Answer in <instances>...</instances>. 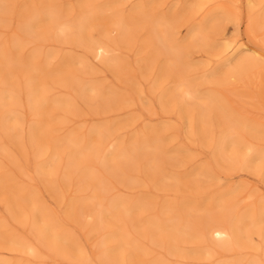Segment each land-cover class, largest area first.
I'll list each match as a JSON object with an SVG mask.
<instances>
[{
  "label": "rangeland",
  "instance_id": "rangeland-1",
  "mask_svg": "<svg viewBox=\"0 0 264 264\" xmlns=\"http://www.w3.org/2000/svg\"><path fill=\"white\" fill-rule=\"evenodd\" d=\"M30 1L32 0H0V44L17 42L23 46L22 54L25 53L27 57L35 50L41 53V59L44 60L53 54L49 59L50 68L57 72L62 67V72H54L44 80L49 89L50 100H67L71 104L68 109L61 107L54 111L58 127L55 135L62 138L77 131V136L86 138L93 129L121 124L113 131V136L110 132L105 135L111 136L109 142L113 137L115 143L118 142L124 151L129 152L135 141H143L142 136L147 135L145 133H149L148 130L161 129L162 143L158 164L164 175L148 172L146 161L149 153L146 151L141 154L138 151L133 154L132 162L135 165L127 169L129 178L134 179H112L115 181L111 186H117L116 189L102 192L104 205L119 198L147 204L146 208L140 210V222L131 225L132 228L128 230L132 243L139 249L149 251L150 254L143 255V258L149 262L154 259L164 260L169 264H226L227 261L234 262L240 258L258 256L256 248H250L252 251L249 248L244 249L245 251L238 254L216 251V257H211L210 261L207 254L198 255L196 252H205L212 241L192 238L191 241L182 243L181 252L188 256L183 258L185 255L179 253L183 256L180 258L168 253L166 240L162 243L158 237L143 234L142 229L144 221L157 219L165 204H174L171 213L174 219L199 216L196 209L209 204L213 205L210 209L214 213L217 208L215 201L220 196L228 201L229 205L235 203L234 214L237 217L249 211L255 214L263 211L264 165L261 160L257 159L250 168L240 166L232 170V166L225 161L213 163V147L217 146L219 131L223 127L217 125V115L212 114L210 135H202L196 112L199 97L223 95L225 106L236 107L252 122L251 126L261 129L260 133L254 136L241 128L239 137L259 154H264V92L248 88L247 93L242 94L245 100L242 102L232 90L236 83L235 78L228 77L238 56L261 58V55H264V23H258L259 19H264V0H254L252 5L247 0H51L50 7L55 5V10L49 7L46 11H57L58 15L63 11L65 13L60 16H65L64 19L68 16L66 19L71 21L82 17L87 11H98L99 23L92 25L93 28L88 34L90 36L86 38L89 41L81 42L63 37L37 40L34 36H39L40 32L43 33V28L49 29L52 25L48 24L49 16L45 10L37 20L39 25L29 20L24 10L31 4ZM44 1L33 0V7L42 9ZM143 11H148L149 15L145 23L141 20ZM131 13L138 17L137 26L139 22L140 25L130 33L133 39L125 42L118 22L123 17H129ZM153 17L167 18L164 26L166 38L193 42L188 47L184 46L181 60L182 75L192 83L191 92L173 98L168 111H165L161 104L164 102V88H175L174 73L162 78L161 67L166 63V55L161 54L150 67L146 62L149 50L143 49V41L152 37V24L149 20ZM22 20L35 27H32L31 31L20 28ZM33 31L34 35L31 34ZM94 41L105 43L108 51L98 54L93 48ZM68 56L70 59L67 63ZM111 57L119 58L122 68L118 63L108 62L107 59ZM117 64L120 67L116 66ZM116 67H119L117 69H121V72L116 74ZM72 73L78 78L81 77V85L97 84L103 93H111L114 97L105 103L107 100L96 98L89 90L80 91L70 79ZM5 74L6 70L0 65V77ZM13 79H20L19 72L15 73ZM231 81H234L233 84H229ZM157 82L161 83V87L155 85ZM21 92L23 94L19 95L21 102L17 105L16 120L10 116L6 119L7 125L17 122L18 128L8 131L3 126L5 118H0V145L6 148V151L0 149V168L6 173L7 184L13 190L12 193L8 189L0 190V259L10 264H103L101 260H106L104 248L119 246L120 243L114 240L99 248H95V245L105 243L115 226L104 227L102 232L97 233L89 230L98 220L100 206L95 210L79 206L73 215L67 213L68 203L73 198H79L83 203L91 196V190L80 186L77 172L71 175V187L68 188L64 171L69 158L64 148L60 149L61 154L55 158L58 169L52 181L39 172V166L47 162L45 159L48 157L45 156H50L51 153L39 157L35 146L31 147V129L39 119L30 116L27 91L21 89ZM185 108H189L191 112L193 119L190 121L189 112L186 111V114ZM188 132L195 136H190ZM17 136L22 145L14 139ZM114 149L115 145L109 144L107 152L112 153ZM20 172L34 173L35 178L30 179ZM54 189L60 192L61 198L55 195ZM17 191L33 192L36 203L43 207L58 229L71 240L72 246H65L60 251V248L55 249L51 244L39 240L28 207L25 214L10 211L8 197ZM221 219L228 220L227 217ZM189 228L193 229L194 225L191 224ZM10 238L32 246L40 255L36 257L27 248L11 243L8 241ZM159 244L164 248L159 247ZM252 246L264 251V236L255 233ZM128 253L129 250L124 251L126 259ZM218 257H223V262H217ZM106 261L113 264L112 261Z\"/></svg>",
  "mask_w": 264,
  "mask_h": 264
},
{
  "label": "bare ground",
  "instance_id": "bare-ground-1",
  "mask_svg": "<svg viewBox=\"0 0 264 264\" xmlns=\"http://www.w3.org/2000/svg\"><path fill=\"white\" fill-rule=\"evenodd\" d=\"M32 1H30L31 4L33 3ZM247 1L250 5L254 3V0ZM31 4L29 3L28 7L24 10L26 11L24 13L29 16V20L39 25L37 20L43 15V10H45L49 16V20L47 19L49 21L48 24L49 26L52 25L49 27V29L47 27L42 29L43 33H40L43 35L38 32L39 36H37L36 33V36L34 37H37V40H47L51 37L56 39L63 37L74 39L76 42H81V40L89 41L86 38L87 36H90L88 34L91 31V28H93L92 25H96L100 21V15L98 14V11H87V13L82 17L80 16L77 20L71 21L66 19L68 16L65 19V16L63 18L61 17L63 16V11H58L59 13L62 12L60 14L61 16L56 13L57 11H46L51 6V0H45L44 7L39 10L33 7L34 5ZM54 6L52 5L53 9L55 8ZM1 7L2 4H0V8ZM52 7H50V9H52ZM67 12L70 11L67 10ZM128 16L129 17H121L122 19L118 22V24H120V30L123 33L122 39L125 42H130L131 39H133V36L130 33L132 30H135L134 28H138L140 25L139 22L137 26V22L139 20L138 17L134 15V13H131ZM148 17V11H143L141 16L142 22H147V19H149ZM154 18L155 17L152 19L153 21L149 20V23L152 24V37L143 41V49L149 50V54L147 55L148 59L146 62L148 63L147 65H150V67L161 56V54L166 55V63L163 65V67H161L162 78H165L170 73H174L176 78L175 88H164V102L161 104L163 109L168 111V109L171 108H168V106L169 104H172L171 102L173 101V98L179 95H188L191 92L190 88L192 83L188 78L182 75L181 66L183 63L181 64V60L183 59L184 46L188 47L193 42H189V40L186 42L180 40L177 41L176 39L170 40L166 38L164 34V26L167 23V18H155V20ZM23 20L19 24L20 28L30 30L33 26L29 22ZM47 20L46 22H48ZM258 23L263 25L262 23H264V19H259ZM46 31L49 35L46 34ZM32 33L34 35L35 31L31 32V34ZM44 33L48 37H46ZM94 42L95 45L93 48L98 54L108 51V46L105 43L96 41ZM187 43L188 45H185ZM20 45L21 44L17 42L12 44L9 42H4L3 45H1L2 47H0V65H2L6 70V74L0 77V118H5L3 125L4 128L8 129V131H13L18 128L17 122L13 123L12 125H7L6 119L10 116L16 120L15 114L17 111V105H19L21 102L19 95L23 94L21 89H23V91H27L26 96L28 95L27 101L28 107L30 109V116H34L39 119L31 129L32 141L30 142L31 144L33 142L31 147L33 145L35 146L39 157L44 156L49 152L51 153L50 156H45L48 157L45 159L47 162L39 166V172L42 173L47 180L52 181L56 176V171L58 169L55 165V158L61 154L60 149H66L69 160L68 164L65 165L64 172L67 175V180L65 183H71V180H69L70 177H72L71 175L77 172L80 178V186L90 189V192L92 193L91 196L84 200L83 203H81L82 201L79 200V198H73L68 203L69 209L67 213H70V216L73 215L75 209L79 206L91 207L94 210L100 206L98 210V220L91 226V228H89V230L97 233L102 232L104 227L115 226L113 232L107 238L105 243L99 244L100 246L95 245V248H99L103 245H106L107 242L116 240L119 241V246L116 245L104 248L105 259L112 261L113 264H169L167 261L159 259H154L151 262L145 260L143 255H149V251L136 247L132 243V239L128 234L130 228H132L130 226L140 222V210L146 208L147 204L145 202L142 203L136 200L133 202L119 198L117 200L111 201L107 205H104V196L102 195V192L107 193L112 189H116L115 187L117 186H111L114 185L115 181L112 179L117 178L124 181H131V179H134V177L131 179L129 178L127 169L132 168L135 165L132 162L134 157L133 154H136L138 151L141 154H145L146 151L149 153L148 159L146 161V168L148 172L153 171L159 174V176L164 175L163 170L158 164L160 159L159 149L162 143L161 129L158 130L152 128L151 130H148V132H150L145 133L147 135L142 136L143 141L141 143L135 141L132 144V147H130L129 152L124 151L121 144L118 142L115 143V139L113 137L111 138V142H109L110 137L114 135L113 131L118 129L121 124H114L104 128L93 129L86 138L77 136V131L73 132L72 135L67 137L65 136L59 138L54 134V132L58 130L57 124L55 122L57 118L54 117V111L56 108L61 107L68 109L70 108L71 104H69L67 100H50L48 95L49 89L47 88L46 82L44 80L46 77L54 74L55 72H53L49 65V59L53 54H50L49 59L46 57L44 60L41 59V53H38V50H35L33 54L29 52L32 55L27 57L25 53L22 54L23 46L21 47ZM228 47L229 45L226 46V48ZM69 59V56L66 57L67 63ZM107 60L108 62H113L114 64L118 63L120 66L122 65V61L119 58L111 57ZM118 64L116 66H119ZM119 67H116V69L114 68L115 73L121 72V69H117ZM59 69V71L57 70L55 73L63 71L62 67ZM18 72L20 74V79H13L15 73ZM230 76L231 78H235L236 81L234 87H232V90L243 100L242 102H245L243 98L244 96L242 94L247 93L246 91L248 88L252 87L257 92H264V55H261V58L257 56H238L236 63H234L229 72L228 77ZM70 79H72V83H75L80 91L89 90L94 94V96H96V98L99 97L101 100H107L105 103L110 102V100L114 97L111 95V93H103V90L97 84L91 83L88 85H81V77L78 78L75 73H72ZM233 82L234 81H231L229 84H233ZM155 85L161 87V83L159 82H157ZM222 97L223 95L219 96L216 94H214V96L199 97L196 112L197 119L199 121V130L202 132V135H210L209 132L211 131L210 129L212 127V114L217 115V125L219 127H223L222 130L219 131L217 146L215 148L213 147V163L225 161L228 165L232 166L231 170L234 167L240 166L242 168H250L254 162L256 163L257 159H260L264 165V154H259L256 150L252 149L247 142L239 137V129L241 128L246 129L249 134L254 136L260 133V128L257 129L254 126H251L250 123L252 122H249L245 115H243L242 112H239L236 107L233 106V108H230L225 106ZM184 111L189 112V108H185ZM186 114L188 113L186 112ZM190 114L191 112L188 114L189 121L193 119ZM107 133H109L111 136H106L105 134ZM261 133L263 134L262 131ZM189 134L190 136L194 135L193 133V135H191V133ZM14 139L18 140V136L16 138L14 137ZM18 143L20 144L21 142L19 141ZM109 144L115 145V149L112 153L107 152ZM0 149L6 151V148L3 147V145H0ZM26 158L28 159L27 156ZM121 158L123 161H120ZM95 163L97 166H95ZM217 165L219 166V164ZM136 167L138 169V166ZM20 174L27 175L30 177V179L35 178L34 173L27 174L26 172H20ZM143 184H145V181ZM155 185L156 184H153V186ZM67 186L70 188L71 184ZM7 189L12 193L13 190L11 186L7 184L6 173L1 171L0 168V190L7 191ZM79 190L81 191V188H79ZM54 191L56 196L61 195L57 189H54ZM59 198H61V196ZM215 204L217 208L215 209L216 211L214 210V213H212V210L210 209L213 206L211 204L207 206H199L196 209V213H199L197 215L201 216V218L196 216L198 219H196V217L191 218L190 216L182 217V219H174L171 215L174 204H171L170 206L165 204L162 207L161 213L158 214L157 219H147L144 221L142 232L147 236L160 238L162 243L164 240H166L169 249L168 253L180 258H182L184 255L185 256L183 258H187L188 256L187 254L181 252V249L183 251L182 243L189 242L192 238H196L201 241H212L207 249H205V252H196L198 255H203V253L207 254L210 257V261L212 260L211 257H216V251L219 253L228 252L232 254H238L245 251L244 249L256 248L258 256L244 257L234 262L227 261L226 264H264V251L252 246L253 235L255 233L264 236V209L259 214L249 211L244 215L237 217L234 214L235 203L229 205L228 201L220 196L216 199ZM8 205L10 211L15 214L16 212L25 214V209L28 207V211L34 220L33 226L37 230L39 240H43V242L47 243L48 245L51 244L55 249L60 248V251L63 250L65 246H72L71 240L58 229L55 223H53V221L50 219L49 214L45 213L43 207L36 203L33 192H14L8 197ZM210 214H214L215 216H211ZM223 217H227L228 220H222L221 218ZM191 224L194 225L193 229L189 228ZM8 241L13 244H19V246L23 248H27L36 257L40 255L32 246L26 245L21 241L11 238L8 239ZM159 245V247L164 248L162 244ZM126 250H129L128 259H126L124 254V251ZM113 252L115 253L112 254ZM179 253L183 256L181 257ZM209 257L207 258L209 259ZM222 258L223 257L217 259L218 261H216L221 263L223 262ZM106 260H101V262L103 264H108ZM0 264L10 263L6 260L0 259Z\"/></svg>",
  "mask_w": 264,
  "mask_h": 264
}]
</instances>
